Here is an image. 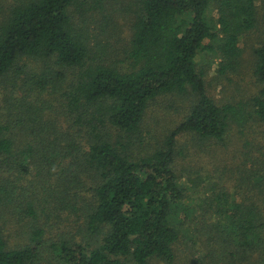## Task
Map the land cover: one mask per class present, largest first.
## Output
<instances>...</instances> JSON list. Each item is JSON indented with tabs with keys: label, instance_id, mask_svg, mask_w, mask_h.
Segmentation results:
<instances>
[{
	"label": "trees",
	"instance_id": "1",
	"mask_svg": "<svg viewBox=\"0 0 264 264\" xmlns=\"http://www.w3.org/2000/svg\"><path fill=\"white\" fill-rule=\"evenodd\" d=\"M109 1L18 0L0 24V82L13 72L22 75L23 93H60L71 121L55 130L43 119L51 104L23 94L14 103L22 108L16 124H28L31 135L25 146L17 149L10 126L0 123V217L11 210L17 223L27 220L25 242L15 247L0 228V264L173 263L178 214L186 210L174 166L177 135L220 141L232 123L264 121V39L254 70L262 86L247 100L218 103L198 66L199 54L210 51L219 54L220 74L238 70L240 39L258 22L257 0H135L126 67L100 60L91 46L87 12ZM24 58L40 61L41 70L25 69ZM166 95L188 98L186 113L160 146L135 153L147 109ZM10 171H34L52 200L42 203L31 182L21 189ZM227 206L221 210L235 244L245 254L257 250L264 230L259 207ZM40 209L45 223L37 222ZM66 211L83 218L79 238L68 226L53 231L51 220Z\"/></svg>",
	"mask_w": 264,
	"mask_h": 264
},
{
	"label": "rangeland",
	"instance_id": "2",
	"mask_svg": "<svg viewBox=\"0 0 264 264\" xmlns=\"http://www.w3.org/2000/svg\"><path fill=\"white\" fill-rule=\"evenodd\" d=\"M135 0H110L103 10L87 12L86 26L89 28L90 42L100 60L112 62L118 66L129 65L128 49L132 33V19ZM18 0H0V24L7 17L11 7ZM256 26L240 39L242 48L241 65L236 72L220 74V57L216 52L204 51L198 56V66L205 71L208 92L218 103L238 102L255 95L262 84L255 75V48L264 39L263 0H257ZM76 23L80 16L73 8ZM210 17L217 19V9L212 6ZM104 50H102V47ZM101 49V50H100ZM25 69L41 70L42 63L32 58L19 62ZM22 75L9 73L0 82V123L9 125L16 148L25 146L30 139L25 130L28 124H16L22 108L14 103L17 97L26 96L37 105L51 104L43 111L44 122L52 124L55 130L68 129L69 116L63 105L60 93L45 92L38 97L37 91H24L20 88ZM14 105V106H13ZM189 107L188 98L166 95L152 102L146 111L140 139L135 142V153L145 154L160 146L165 136L175 127ZM26 118V116H25ZM26 122L27 119H24ZM30 124V123H29ZM26 131V132H25ZM115 133V131H114ZM175 169L181 184L186 189L183 205L186 210L178 216L180 238L174 245L175 261L171 264H264V230L262 245L257 250L245 254L235 244V237L226 224L227 204L255 203L264 220V121H252L245 128L231 124L223 140H205L196 134L181 132L175 144ZM9 176L17 179L16 184L26 187L31 182L39 191L38 196L45 201L52 200L45 190L39 188L40 177L21 175L10 171ZM41 192V193H40ZM228 194L220 197V193ZM48 203V202H47ZM44 206H53L44 203ZM37 222L45 223V213L40 209ZM65 213V214H64ZM51 220L53 231L68 226L79 238V227H83V218L64 212ZM58 214V212H57ZM80 218V219H79ZM18 217L7 210L0 217V228L11 247L25 242L27 220L17 223ZM81 237V236H80ZM56 264V263H54ZM127 264H133L128 261ZM149 264H168L159 258H153Z\"/></svg>",
	"mask_w": 264,
	"mask_h": 264
}]
</instances>
